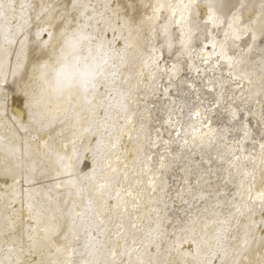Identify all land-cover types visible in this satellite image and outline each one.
Returning <instances> with one entry per match:
<instances>
[{"label": "snow or ice", "instance_id": "1", "mask_svg": "<svg viewBox=\"0 0 264 264\" xmlns=\"http://www.w3.org/2000/svg\"><path fill=\"white\" fill-rule=\"evenodd\" d=\"M0 182V264H264V0H0Z\"/></svg>", "mask_w": 264, "mask_h": 264}, {"label": "bare ground", "instance_id": "2", "mask_svg": "<svg viewBox=\"0 0 264 264\" xmlns=\"http://www.w3.org/2000/svg\"><path fill=\"white\" fill-rule=\"evenodd\" d=\"M192 75H194V74H192ZM13 107H15L18 111L23 109V101H22V98L20 97L19 94H17L15 101H14V104L10 103L9 113L11 115H15V113L12 111ZM165 138H167V136H165ZM121 160H122V163H124V164L127 163V161L124 160L123 157H121ZM0 183H2V182H0Z\"/></svg>", "mask_w": 264, "mask_h": 264}]
</instances>
